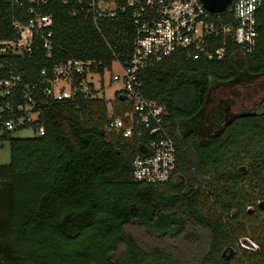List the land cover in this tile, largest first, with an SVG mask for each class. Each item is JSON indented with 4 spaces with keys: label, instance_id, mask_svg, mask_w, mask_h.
Segmentation results:
<instances>
[{
    "label": "trees",
    "instance_id": "obj_1",
    "mask_svg": "<svg viewBox=\"0 0 264 264\" xmlns=\"http://www.w3.org/2000/svg\"><path fill=\"white\" fill-rule=\"evenodd\" d=\"M79 1L86 0H50L43 10L54 20L51 58L38 51L9 59L25 84L41 85V70L71 59L102 63V74L116 59L128 60L135 38L130 13L96 26L85 14H71ZM13 17L10 0H0V41L15 37ZM257 23L252 53L228 43L222 60L179 56L140 75L143 97L170 113L178 151L172 182L132 180L138 148L106 131L102 100L38 106L43 137L0 135L11 156L0 165V264H264V230L252 229L259 250L248 251L238 244L247 232L235 225L237 216L251 220L247 209L262 197L245 187L264 192V101L237 115L232 101L214 105L218 90L238 98L235 88L264 77V7ZM94 104L97 119L87 127L80 114ZM132 226L157 242L177 239L176 246L146 248Z\"/></svg>",
    "mask_w": 264,
    "mask_h": 264
},
{
    "label": "built area",
    "instance_id": "obj_2",
    "mask_svg": "<svg viewBox=\"0 0 264 264\" xmlns=\"http://www.w3.org/2000/svg\"><path fill=\"white\" fill-rule=\"evenodd\" d=\"M49 2L10 0L16 34L11 40L0 41V135L27 130L33 137H43L46 130L38 106L102 100L108 106L106 131L138 148L132 162V180L154 187L172 182L178 151L168 131L170 113L143 97L140 75L179 56L191 61L222 60L228 43L252 53L259 37L257 13L264 7V0H232L222 14H211L200 0L79 1L71 14H85L96 26L115 19L119 13H130L135 38L128 60L123 63L116 59L112 69L102 74V63L71 59L51 70H41V85L25 84L20 74L8 66L9 59H31L38 51L51 58L56 47L54 20L43 13ZM115 64L120 72L113 70ZM116 86L119 88L113 97L107 99V90ZM242 247L257 250L256 244Z\"/></svg>",
    "mask_w": 264,
    "mask_h": 264
},
{
    "label": "rangeland",
    "instance_id": "obj_3",
    "mask_svg": "<svg viewBox=\"0 0 264 264\" xmlns=\"http://www.w3.org/2000/svg\"><path fill=\"white\" fill-rule=\"evenodd\" d=\"M113 70L115 72H120L119 65L115 64ZM112 75V72L109 73ZM119 87L116 86L114 88H109L106 92V98L111 99L113 97L114 91ZM262 88H264V77L260 78L255 85L253 86H238L235 88L238 92H240V97L235 98L233 96L232 90L227 89H220L214 96V105H221L224 102H234L233 106L231 107L230 111L234 114H240L247 111L254 110L253 108L257 105H261L262 101H264V94L262 92ZM105 102V101H104ZM107 105V103H106ZM97 104H94L91 108V113L80 114L81 118L84 120L85 125L90 127L97 118H95V114L98 113V109L95 108ZM115 108V106H113ZM108 115V114H107ZM33 137V133L31 131H19L14 134V138H21V139H29ZM10 145L8 142H1L0 141V165H9L10 163ZM263 186H259L257 188H250V186H246L245 189L249 194L253 193L254 195L261 194V198H257L255 201L253 200L252 207L248 208L247 210L250 211L251 220L247 221L244 219L243 216L235 217V225L241 226L246 230V234L240 237L238 244L240 249H244L242 245L251 246L255 245V241L252 238V229H254L258 233H263L264 230V209L261 208V205L264 204V192L262 191ZM263 193V194H262ZM261 199V200H258ZM130 231L138 238V240L143 244L146 248H152L156 246L157 243L164 245L165 247H169L170 242L175 244L177 243L176 240H158L155 241L153 238L148 236L145 231L140 226H132ZM257 250H259V246L256 244ZM195 249L192 248L191 251ZM246 250V249H244ZM240 250H237V252ZM152 264H161V262L156 261L152 262Z\"/></svg>",
    "mask_w": 264,
    "mask_h": 264
},
{
    "label": "water",
    "instance_id": "obj_4",
    "mask_svg": "<svg viewBox=\"0 0 264 264\" xmlns=\"http://www.w3.org/2000/svg\"><path fill=\"white\" fill-rule=\"evenodd\" d=\"M208 12L211 14H222L231 5L232 0H200ZM264 209V204L261 205Z\"/></svg>",
    "mask_w": 264,
    "mask_h": 264
}]
</instances>
